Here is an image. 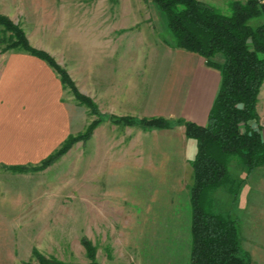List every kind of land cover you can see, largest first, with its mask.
<instances>
[{
  "label": "rangeland",
  "instance_id": "rangeland-1",
  "mask_svg": "<svg viewBox=\"0 0 264 264\" xmlns=\"http://www.w3.org/2000/svg\"><path fill=\"white\" fill-rule=\"evenodd\" d=\"M203 1L228 12L232 0ZM151 4L157 14L155 34L125 38L122 45L118 42L124 70L130 71L132 64L146 59L156 44L169 46L164 42L171 37L164 19ZM105 11V15L115 14L112 7ZM0 13L22 29L30 45L49 54L66 71L75 89L90 101H80L72 87L61 85V100L73 119L69 135L80 136L96 122L86 137L76 139L50 165L38 170H29L31 165H26L25 171L9 168L0 173L9 179L4 182L5 193L0 194V264H36L35 250L64 262L85 263L90 259L85 242L100 264H187L191 169L172 170V175L168 170L165 178L154 179L164 183H149L153 180L148 178L151 170L132 167L137 164L132 161L135 142L143 139L141 130L146 128L116 120L158 117L147 112V99L142 97L145 83H138L134 90L125 80L118 105L105 98L109 90L95 88L97 83L91 78H99V67L94 65L99 63L85 62L97 56L88 58L89 52L79 49L68 53V42L56 39L61 32L83 31L88 15L79 3L0 0ZM10 37L11 33L0 26V53L8 51L4 47ZM87 67L92 72H85ZM111 91L115 93V89ZM261 122L264 134V120ZM228 170L240 177L236 157L230 159ZM262 172L256 176L264 177ZM212 196L219 209L222 205V209H235L225 188L215 190Z\"/></svg>",
  "mask_w": 264,
  "mask_h": 264
},
{
  "label": "crops",
  "instance_id": "crops-1",
  "mask_svg": "<svg viewBox=\"0 0 264 264\" xmlns=\"http://www.w3.org/2000/svg\"><path fill=\"white\" fill-rule=\"evenodd\" d=\"M61 1L79 3L88 16L83 31L61 32L56 39L68 42V53L73 49L87 50L88 58L93 54L98 57V60L97 57L90 58L89 63L86 60L85 65L99 63L94 65L99 67L100 76L91 80L97 83L95 88L109 90L108 96L103 93L102 97L111 98V103L118 105L122 103L120 91L124 89L125 80L134 90L139 88L138 83H145L142 84L145 87L142 97L147 99L145 104L149 114L173 120L181 118L198 125L206 123L220 74L206 66L201 56L156 44L146 59L132 64L130 71L124 70L123 52L118 42L121 44L125 38L138 39L143 33L155 34L157 14L150 0L147 3L143 0ZM109 7L115 10L113 16L105 15ZM110 41L116 42L109 44ZM63 46L65 50L66 45ZM87 71L92 72V69L87 67ZM61 89L59 77L43 60L18 50L0 53V173L8 172L10 166L38 164L72 132L73 119L61 100ZM256 110L258 125L262 126V88ZM141 132L143 139L135 142L137 149L132 153V161L137 164L132 167L151 170L148 178L153 180L149 183H164L154 179L165 178L168 170L172 175V170L190 168L194 144L185 136L183 125ZM157 136L160 138L156 139ZM262 171L264 166L244 179L232 210L238 216L241 245L250 256V264H264V177L256 176ZM241 174L243 178L244 173ZM7 178L0 176V194L6 191L4 182L9 180ZM187 264H190L189 252Z\"/></svg>",
  "mask_w": 264,
  "mask_h": 264
},
{
  "label": "trees",
  "instance_id": "trees-1",
  "mask_svg": "<svg viewBox=\"0 0 264 264\" xmlns=\"http://www.w3.org/2000/svg\"><path fill=\"white\" fill-rule=\"evenodd\" d=\"M163 17L169 46L181 48L204 59L206 66L217 70L220 82L204 125L162 116L117 118L143 128H170L181 124L185 136L194 144L189 159L192 182L190 202V264H250L242 248L238 216L231 209L218 208L212 193L225 188L233 204L244 179L264 166V134L258 125L256 104L264 81V2L232 0L228 12L203 0H151ZM0 26L11 33L4 50L26 52L43 60L58 72L61 85H68L82 102H90L74 87L65 70L45 51L30 45L22 29L0 13ZM217 57L220 59L218 60ZM96 122H94L95 124ZM80 136H67L60 146L31 165L38 170L50 165L80 137H86L94 125ZM236 157L244 177H234L228 167ZM28 170L26 165L9 167ZM89 261L64 262L34 251L36 264H100L93 259V249L85 242ZM23 264H32L24 262Z\"/></svg>",
  "mask_w": 264,
  "mask_h": 264
}]
</instances>
